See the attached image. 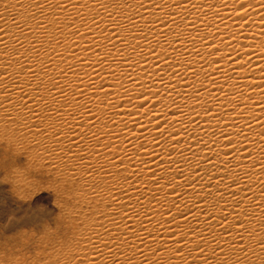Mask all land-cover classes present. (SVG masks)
<instances>
[{
	"label": "bare ground",
	"instance_id": "bare-ground-1",
	"mask_svg": "<svg viewBox=\"0 0 264 264\" xmlns=\"http://www.w3.org/2000/svg\"><path fill=\"white\" fill-rule=\"evenodd\" d=\"M7 128L85 202L9 264H264V0H0Z\"/></svg>",
	"mask_w": 264,
	"mask_h": 264
},
{
	"label": "rangeland",
	"instance_id": "rangeland-1",
	"mask_svg": "<svg viewBox=\"0 0 264 264\" xmlns=\"http://www.w3.org/2000/svg\"><path fill=\"white\" fill-rule=\"evenodd\" d=\"M11 130L7 128L9 135L0 139V264L12 263L13 257L27 262L47 258L50 251L65 246L75 230L84 229L82 221H72V216L85 214V202L76 193L77 184L74 189L62 182V175L69 172L57 162L54 165V160L45 159L54 147L44 150L46 144L37 147L34 141L11 134Z\"/></svg>",
	"mask_w": 264,
	"mask_h": 264
},
{
	"label": "snow or ice",
	"instance_id": "snow-or-ice-1",
	"mask_svg": "<svg viewBox=\"0 0 264 264\" xmlns=\"http://www.w3.org/2000/svg\"><path fill=\"white\" fill-rule=\"evenodd\" d=\"M37 211L40 212L41 210L39 208H37Z\"/></svg>",
	"mask_w": 264,
	"mask_h": 264
}]
</instances>
